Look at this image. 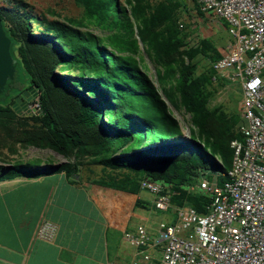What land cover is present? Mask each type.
<instances>
[{
  "label": "trees",
  "instance_id": "1",
  "mask_svg": "<svg viewBox=\"0 0 264 264\" xmlns=\"http://www.w3.org/2000/svg\"><path fill=\"white\" fill-rule=\"evenodd\" d=\"M76 3L84 10L83 23L52 20L51 11L35 13L25 0H0L15 65L14 79L0 94V133L15 147L49 148L66 158L59 164L41 160L42 167L16 160L0 166V182L64 172L77 183L85 166L88 172L126 170L119 180L94 183L137 192L142 180L156 182L170 190L174 209L206 214L211 197L201 182L222 186L233 163L232 142L244 141L241 114L210 106L213 82L217 74L222 77L214 64L223 55L210 39L189 43L179 23L186 8L181 0ZM194 3L205 15L198 0ZM90 26L102 35L86 29ZM211 56L209 72L197 75L198 58ZM59 69L63 76L55 74ZM32 95L37 102L31 103ZM32 105L35 110H28ZM175 112L189 116V136Z\"/></svg>",
  "mask_w": 264,
  "mask_h": 264
},
{
  "label": "built area",
  "instance_id": "2",
  "mask_svg": "<svg viewBox=\"0 0 264 264\" xmlns=\"http://www.w3.org/2000/svg\"><path fill=\"white\" fill-rule=\"evenodd\" d=\"M198 2L205 13L229 24L232 45L214 69H233V78L241 80L244 141L232 142L233 163L222 186L201 182L211 197L204 215L174 209L167 187L141 181V189L155 196L154 209H173L176 222H161L152 238L144 227L126 233L139 255L132 264H264V0ZM55 232L43 222L38 237L50 239Z\"/></svg>",
  "mask_w": 264,
  "mask_h": 264
},
{
  "label": "crops",
  "instance_id": "3",
  "mask_svg": "<svg viewBox=\"0 0 264 264\" xmlns=\"http://www.w3.org/2000/svg\"><path fill=\"white\" fill-rule=\"evenodd\" d=\"M45 160L61 163L53 158ZM97 168L87 171L88 175H82L77 183L64 172L0 182V264L137 261L138 250L125 234L144 227L151 238L157 236V211L152 206L155 196L144 190L94 183L102 178L111 181L110 177L119 180L126 172ZM43 222L56 228L50 239L38 237Z\"/></svg>",
  "mask_w": 264,
  "mask_h": 264
},
{
  "label": "rangeland",
  "instance_id": "4",
  "mask_svg": "<svg viewBox=\"0 0 264 264\" xmlns=\"http://www.w3.org/2000/svg\"><path fill=\"white\" fill-rule=\"evenodd\" d=\"M18 1V0H15ZM27 3L31 6H35V13H42V11H51V19H57L60 21H70L74 20L77 22H84V10L83 8L76 3V0H26ZM125 0H121L124 3ZM163 0H149L153 5L162 2ZM186 8L182 9L181 18L179 20L180 24L184 25V33L188 36V41L191 45H195L200 39L207 38L210 39L218 52L222 55L226 54L229 47L232 45V38L229 35L228 29H226L222 19H219L215 16H210L205 14L203 16L199 15L196 11V6L194 0H181ZM94 32L95 34L102 35V31L97 29L94 26L86 28ZM83 28L82 30H86ZM33 31L37 34V28H33ZM32 31V33H33ZM142 49V47H141ZM16 56H20L18 50H16ZM144 58V66H146V71L150 77L155 80V69L150 63L148 58L141 51L140 58ZM212 56L209 58H198V70L197 75L206 74L209 72L212 65ZM63 69H59L58 72H55L58 76H63ZM222 77L220 78L217 74V80H214L213 87L216 91L214 99L210 102V106L213 108L218 105H223L225 110L229 113L240 114V105L243 98V90L241 85V80L239 78H233L234 70L229 69L223 72H220ZM224 73H227L224 75ZM226 76V77H225ZM220 78V79H219ZM156 86L158 84L155 82ZM31 103L37 102V95H32L30 98ZM34 99V100H33ZM36 106V105H35ZM34 105L29 106L28 110L34 111ZM25 116L28 115L27 112H24ZM176 117L181 123L182 132L185 136H189V116L184 112L176 113ZM4 136L0 133V166H5L10 163L15 162L16 160H22L27 162L31 159L32 164L35 167H42V161L36 160V158L48 159L53 158L56 161L65 162L66 158L58 155L56 152L52 151L49 148L46 149H36V148H23L15 147L11 145L13 143L10 140H3ZM8 139V138H7ZM133 149V146L130 145L127 149H124V153H128ZM59 158V159H58ZM97 170V167H92ZM87 167L85 166L81 171V174L88 175ZM147 194L148 191L144 190ZM150 194V193H149ZM156 220L154 225H158L161 222H176V212L169 210L168 212H159L155 214Z\"/></svg>",
  "mask_w": 264,
  "mask_h": 264
},
{
  "label": "water",
  "instance_id": "5",
  "mask_svg": "<svg viewBox=\"0 0 264 264\" xmlns=\"http://www.w3.org/2000/svg\"><path fill=\"white\" fill-rule=\"evenodd\" d=\"M10 49L11 40L7 37L3 22L0 18V94L5 89L7 82L13 80L15 75L14 59ZM26 95L28 94L26 93ZM20 99L17 98L16 101L20 103Z\"/></svg>",
  "mask_w": 264,
  "mask_h": 264
}]
</instances>
